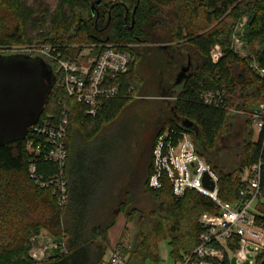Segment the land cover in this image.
<instances>
[{"label":"trees","instance_id":"trees-1","mask_svg":"<svg viewBox=\"0 0 264 264\" xmlns=\"http://www.w3.org/2000/svg\"><path fill=\"white\" fill-rule=\"evenodd\" d=\"M95 1L59 0L51 21L54 32L60 35H47L44 42L60 45L66 58L71 56L65 44L121 45L133 60L128 72L111 85H120L123 94L104 101L92 117L85 114L83 104L54 84L40 119L57 117L64 106L69 112V201L65 206L29 175L26 142L32 137L30 132L24 140L0 146V264H102L110 247L109 230L121 213L127 222L139 215L133 246L119 248L127 256V264L161 263L162 243L168 244L174 261L185 259L199 244L201 215L216 213L218 207L194 190L177 197L168 182L158 190L148 185L156 137L168 126L186 128L180 120H190L199 127L200 152L217 172L219 194L225 201L240 199L241 173L259 159L260 144L254 139L249 117L207 107L199 101V94L203 89L225 90L231 96L230 107L242 111L264 101V77L253 74L246 59L231 49L236 23L248 15L245 39L264 67V0H116L108 10L103 9V1L98 21L91 9ZM33 10L21 0H0V40L22 42L23 28L28 24L45 28L44 19L33 20ZM63 12L70 19L65 20ZM41 16H50L49 9ZM217 43L226 55L214 64L209 54ZM189 63L193 70L180 88L176 78ZM52 67L55 70V65ZM155 90L161 96L176 98L173 104L165 100L154 104L148 161H137L131 168L126 165L130 149L141 146L137 133L129 127L114 137L112 130L135 97L146 100ZM239 121L244 126L243 147L226 163L221 142ZM115 159L123 161L125 171L112 164ZM91 160L100 162L95 173H102L92 183L85 177ZM122 172H127V179H118L116 175ZM141 194L152 200L147 210L138 206ZM42 230L55 237L64 235L67 252L37 263L29 253L30 238ZM205 262L231 264V258L226 255L223 262ZM256 264H264V253Z\"/></svg>","mask_w":264,"mask_h":264},{"label":"built area","instance_id":"built-area-1","mask_svg":"<svg viewBox=\"0 0 264 264\" xmlns=\"http://www.w3.org/2000/svg\"><path fill=\"white\" fill-rule=\"evenodd\" d=\"M248 21V16L244 15L236 23L231 49L246 59L253 74L264 77V67L250 52L245 39ZM93 47L96 52L84 59L79 54L66 58L58 46L52 44L32 47L29 54L43 56L55 65V88L64 89L69 98L85 106L86 115L95 117L104 101L123 94L121 86L111 85V82L128 72L133 56L114 43L94 44ZM209 55L217 64L226 52L217 43ZM230 99L225 90L203 89L199 94V101L207 107L231 110L249 117L254 139L260 144L258 161L245 167L241 173L242 188L237 201H225L220 197L219 176L201 154L196 135L190 130L168 126L154 142L149 187L162 189L168 182L177 197L194 190L209 197L218 207L216 213L201 215L203 231L199 244L176 264H201L205 260L223 262L226 255L235 257L237 264H256L264 253V101L250 111H242L231 108ZM68 126L69 112L64 106L57 117L39 118L29 128L32 137L26 142L30 177L41 188L51 190L60 206L69 201ZM206 175L215 183L213 190L204 185ZM108 264H127V256L114 249Z\"/></svg>","mask_w":264,"mask_h":264},{"label":"rangeland","instance_id":"rangeland-1","mask_svg":"<svg viewBox=\"0 0 264 264\" xmlns=\"http://www.w3.org/2000/svg\"><path fill=\"white\" fill-rule=\"evenodd\" d=\"M21 1L28 3V5L35 10L32 16L33 20L36 18L45 20V25H44L45 28L38 27L36 26V24H32V25L28 24L29 26L26 27L24 26L23 28L24 39L22 42L17 43L14 41L0 40L1 53H11V52L29 53L32 47L49 44L44 42L45 41L44 37H47V35L49 37H53L54 34H58L54 32L53 30L54 24H52L51 20L54 13L57 12V9L59 7V0H21ZM103 1H104V5H103L104 10H108L109 7L112 5V3L116 2V0H103ZM47 9H49L50 16H46V17L41 16ZM63 16L65 17V20L70 19L68 15L64 12H63ZM216 24H218V22H216L215 25ZM184 34L186 35V33ZM183 40H191V39L183 38ZM176 43L177 42H173V44ZM93 44L86 45L80 43H72V44H65L64 47L69 45L68 46L70 47L69 54L71 55V57H74L75 55L79 54L80 58L84 59L85 57L88 56L92 57V55L96 52V49H94ZM157 44L158 43H153V45H157ZM56 46L58 45L56 44ZM59 46H58V50H59ZM192 70L193 69H191V71ZM181 85L182 84H180L179 86L180 88ZM173 97H174L173 95L161 96L160 93H158L156 90L153 93H151V95L146 100H141L140 99L142 98L141 96L135 97L134 100L129 105L128 109L125 111L123 117L121 118V121L115 125V127L112 130V135H115L114 137L120 136L122 133H124V131L127 128L130 127L133 131H136L137 139L138 141H140L141 144V146H137L136 148L131 147L130 155L126 162L127 166L133 168L134 163H136L137 161L138 163L139 162L146 163V161H148V157H149L148 144L151 142V138H152V133H151L152 132L151 130L153 128L152 120L155 115L154 104L161 100H165V103L173 104V101H175L176 98L175 97L173 100ZM180 122L182 123L181 120ZM243 128L244 126L241 124V122L240 121L237 122L233 133L226 135V137L221 142L222 147L225 146L226 149L225 152L222 153L223 156H225L224 161L226 163L230 162L231 159H234L243 147L242 146V141L244 139V137L242 136ZM122 163H123L122 160L119 161L117 159L113 160L112 162V164L115 166L117 164L120 165L121 167L120 169H123L124 167ZM88 167L89 168L87 169V175L85 176L86 179L89 180V182L91 181L97 182L98 181L97 179L102 176L101 175L102 173H95L97 172L96 168L99 169L101 167L100 162H98L97 160H91V162L88 164ZM124 171H125V167H124ZM123 174L124 172L119 173V176L118 175L116 176L118 177V179H120V176L121 177L125 176L124 179H127V172H125V175ZM134 174L135 173L132 172L130 176L133 177ZM137 203L138 206L142 207L145 210L149 209L152 206V200L142 194L140 200ZM138 218L139 215L136 216L135 219L136 222H138ZM125 219L126 218L124 214L121 213L118 216L116 224L109 230L108 241L110 243V247L107 253L105 254L104 261L102 264H108V261L110 260L113 254L114 247L119 250V248L120 247L122 248V246L123 247L127 246L130 248L133 246L134 239L132 238L131 230L129 228H125L123 230L124 226L122 225H124ZM120 231L122 232V236L119 238V243L113 247L112 246L113 238L115 237L117 238V235L120 234L119 233ZM64 237H65L64 235H62L61 237H55L52 234H50V232H48L47 230H42L40 233L33 235L30 238L32 248L29 252L32 259L37 263H41V262L50 261L56 258L59 254L66 253L67 246L65 244ZM161 246H163V249L165 248L167 250L169 249L167 243H162ZM231 264H237L235 257H231Z\"/></svg>","mask_w":264,"mask_h":264},{"label":"water","instance_id":"water-1","mask_svg":"<svg viewBox=\"0 0 264 264\" xmlns=\"http://www.w3.org/2000/svg\"><path fill=\"white\" fill-rule=\"evenodd\" d=\"M103 0L92 3V13L97 14ZM192 64L183 66L176 84H182L191 75ZM56 81L52 65L43 56L24 52H0V146L24 140L29 128L45 111ZM176 114V108H173ZM183 126L200 136L199 127L192 121L181 120ZM206 188L213 190L215 183L208 175Z\"/></svg>","mask_w":264,"mask_h":264},{"label":"crops","instance_id":"crops-1","mask_svg":"<svg viewBox=\"0 0 264 264\" xmlns=\"http://www.w3.org/2000/svg\"><path fill=\"white\" fill-rule=\"evenodd\" d=\"M122 226H124L123 230L125 228H129L131 230V232H132V238L135 240V237H136V235H137V233L139 231L138 222H136V221H134V222H127V220L125 219L124 225H122ZM119 233L120 234L117 235V238L116 237L113 238V242H112V246L113 247L116 246L119 243V238L122 236V232L120 231ZM114 249H116V248L114 247ZM160 250H161L162 261L159 264H176L177 263L176 261H174L170 257V255H169V252H170L169 249L168 250L166 248L163 249V246H161ZM201 264H212V263H210V262H202Z\"/></svg>","mask_w":264,"mask_h":264},{"label":"flooded vegetation","instance_id":"flooded-vegetation-1","mask_svg":"<svg viewBox=\"0 0 264 264\" xmlns=\"http://www.w3.org/2000/svg\"><path fill=\"white\" fill-rule=\"evenodd\" d=\"M48 62V61H47Z\"/></svg>","mask_w":264,"mask_h":264}]
</instances>
